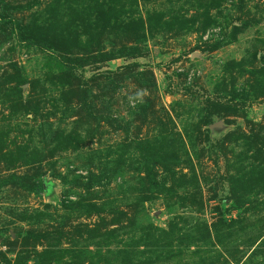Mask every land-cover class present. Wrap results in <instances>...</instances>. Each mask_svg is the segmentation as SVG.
Listing matches in <instances>:
<instances>
[{"label": "rangeland", "instance_id": "rangeland-1", "mask_svg": "<svg viewBox=\"0 0 264 264\" xmlns=\"http://www.w3.org/2000/svg\"><path fill=\"white\" fill-rule=\"evenodd\" d=\"M0 264H264V0H0Z\"/></svg>", "mask_w": 264, "mask_h": 264}]
</instances>
